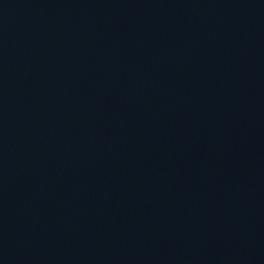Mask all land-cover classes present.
<instances>
[{
	"label": "water",
	"instance_id": "1",
	"mask_svg": "<svg viewBox=\"0 0 264 264\" xmlns=\"http://www.w3.org/2000/svg\"><path fill=\"white\" fill-rule=\"evenodd\" d=\"M0 264H264V0H0Z\"/></svg>",
	"mask_w": 264,
	"mask_h": 264
}]
</instances>
